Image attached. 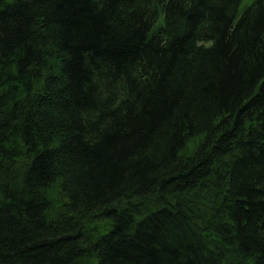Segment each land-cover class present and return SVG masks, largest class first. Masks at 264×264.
Listing matches in <instances>:
<instances>
[{"label": "trees", "instance_id": "obj_1", "mask_svg": "<svg viewBox=\"0 0 264 264\" xmlns=\"http://www.w3.org/2000/svg\"><path fill=\"white\" fill-rule=\"evenodd\" d=\"M0 264H264V0H0Z\"/></svg>", "mask_w": 264, "mask_h": 264}]
</instances>
